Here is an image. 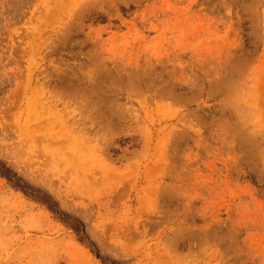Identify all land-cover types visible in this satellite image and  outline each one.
<instances>
[{
    "label": "rangeland",
    "instance_id": "374dc122",
    "mask_svg": "<svg viewBox=\"0 0 264 264\" xmlns=\"http://www.w3.org/2000/svg\"><path fill=\"white\" fill-rule=\"evenodd\" d=\"M0 264H264V0H0Z\"/></svg>",
    "mask_w": 264,
    "mask_h": 264
}]
</instances>
